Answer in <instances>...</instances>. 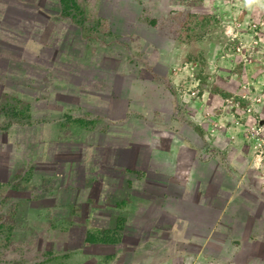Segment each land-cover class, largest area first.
<instances>
[{"label": "rangeland", "instance_id": "374dc122", "mask_svg": "<svg viewBox=\"0 0 264 264\" xmlns=\"http://www.w3.org/2000/svg\"><path fill=\"white\" fill-rule=\"evenodd\" d=\"M61 4L60 15L32 19L24 9L22 20L14 18L9 8L14 12L15 7L8 4V42L16 26L30 34L34 26L48 28L49 41L70 38L67 42L76 47L100 46L98 59L120 61L135 75L154 77L141 85L147 95L140 100L155 107L160 100L167 110L171 132L163 136L166 143L184 139L194 145L191 154L198 157L208 143L218 144L209 155L212 184L205 190L212 209H194L187 203L176 207L154 187L151 210L185 208L187 216H197L199 227L160 213L149 230L135 234L121 226L120 232L82 228L80 241L68 243L66 229L53 226L58 222L46 212L47 200L36 195L60 187V182L43 190L36 171L32 175L21 169V158L31 150L26 143H0V264H148V259L132 258L134 247L143 254L151 251L150 264H264V0ZM175 119L182 126V139L172 126ZM3 135L0 131V139ZM14 170V177L18 172L25 175L9 180ZM221 208L224 220L213 241L192 245L191 234L203 236L204 225L217 219ZM179 224L177 230L174 225ZM176 238L182 243L173 254ZM163 251L176 258L160 259Z\"/></svg>", "mask_w": 264, "mask_h": 264}, {"label": "crops", "instance_id": "0c3cea01", "mask_svg": "<svg viewBox=\"0 0 264 264\" xmlns=\"http://www.w3.org/2000/svg\"><path fill=\"white\" fill-rule=\"evenodd\" d=\"M8 4L14 5L15 11L9 10L16 20L23 19L24 9L32 19L44 15L49 19L51 14L60 15L62 4L61 0H0V131L4 134L0 143H26L31 150L21 158V169L32 175L36 171L43 190L44 185L60 182V187L36 194L47 200L46 212L58 222L53 226L66 229L68 243L80 241L82 228L120 232L121 226L135 234L149 230L160 213L197 227V216H187L185 208L151 210V189L162 190L158 196L173 199L176 207L187 203L194 209H212L205 190L212 184L209 155L218 144L208 143L206 153L198 157L191 154L194 145L184 139L166 143L163 136L171 132L167 110L160 100L156 107L140 100L147 95L141 85L155 78L135 75L120 61L98 59L100 46L76 47L67 42L70 38L67 43H57L58 38L49 41V29L37 26L31 34L16 26L14 39L8 42ZM172 126L182 139L176 119ZM14 174L15 170L8 179ZM24 175L18 172L14 178ZM224 211L221 208L218 218L204 225L203 236L191 234L192 245L213 241ZM174 227L179 230L181 225ZM145 234L150 236L148 231ZM173 243V254H178L182 240ZM146 252L134 247L132 258L148 259L150 264L151 251ZM163 252L160 259L176 258Z\"/></svg>", "mask_w": 264, "mask_h": 264}, {"label": "clouds", "instance_id": "9594fccd", "mask_svg": "<svg viewBox=\"0 0 264 264\" xmlns=\"http://www.w3.org/2000/svg\"><path fill=\"white\" fill-rule=\"evenodd\" d=\"M249 2H250V0H249Z\"/></svg>", "mask_w": 264, "mask_h": 264}]
</instances>
